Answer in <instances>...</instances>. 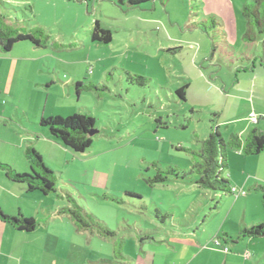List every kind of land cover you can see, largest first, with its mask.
<instances>
[{
	"label": "rangeland",
	"instance_id": "obj_1",
	"mask_svg": "<svg viewBox=\"0 0 264 264\" xmlns=\"http://www.w3.org/2000/svg\"><path fill=\"white\" fill-rule=\"evenodd\" d=\"M248 3L250 0H152L127 9L114 0H0V13L13 26L42 29L49 44H57L56 51L44 50L53 52L50 58L55 72L45 63L42 72L31 78L41 88L33 91L30 85V93L19 100V108L29 105L28 125L38 127L37 119L43 114L45 118L50 113L66 118L88 113L97 131L84 153L59 145L48 168L56 175V192L28 193L26 218L36 220L32 215H41V211L48 215L56 207L57 211L65 208L66 199L57 198L64 192L121 237L130 227L135 231L137 223L148 229L153 205L159 210L188 211L187 221L201 208L206 213L216 208L225 212L238 199L233 212L241 217L244 208L239 201L245 196L202 190L193 172L185 180L164 186H151L148 181L155 176L154 162L162 169L189 172L194 160L186 150H198L214 124L224 141L237 135L247 124L249 97L264 96V35L251 30V39L245 38L248 28L242 8ZM94 21L112 33L110 44L91 42ZM123 71L149 81L142 87L129 85ZM57 73L62 82L73 76L80 77L78 82L101 79L112 93L83 91L91 95L79 98L74 92L67 100L60 87L50 84V76L57 79ZM185 84L188 88L182 102L175 91ZM18 124L11 123L12 128L18 130ZM41 129L49 135L46 128ZM251 160L244 170L236 160L238 179L256 171L257 162ZM224 175L227 177V170ZM255 185L251 191L242 190L255 193ZM258 203L264 208L261 199Z\"/></svg>",
	"mask_w": 264,
	"mask_h": 264
},
{
	"label": "crops",
	"instance_id": "obj_2",
	"mask_svg": "<svg viewBox=\"0 0 264 264\" xmlns=\"http://www.w3.org/2000/svg\"><path fill=\"white\" fill-rule=\"evenodd\" d=\"M246 27L248 28L247 25ZM49 48L56 51L57 44L53 42L45 48H39L28 42H20L15 44L8 54L0 51V163L9 166L17 174L30 172V163L25 154L28 148H33L39 153L47 168H50L49 164H52L50 162L55 158V151L60 149L59 142L42 132L43 127L39 122L46 117L45 114L37 119L39 126L36 124L33 129L27 122L29 105H22L24 109L18 107L19 100L30 93V85L33 91L41 88V85L36 86L31 79L34 73H41L45 63L55 72L56 67H52L50 58H53V52L44 51ZM102 67L105 71L109 70L104 65ZM253 67L254 61L252 69ZM92 71L94 66L90 69V72ZM243 72L245 73L246 69ZM50 77L52 87H60L64 98L70 100L75 92L74 83L78 82L80 77L73 76L65 82L59 79V75L57 79ZM92 79L83 78L106 86L108 94L112 93L107 83L101 79ZM86 95L91 94L81 93L79 98ZM248 110L244 120L247 124L237 133L241 138L251 127L264 134V120H260L264 117V96L249 97ZM251 114L257 116L256 124L251 123ZM54 115L61 114L50 113L47 116ZM19 117L25 119L18 122ZM11 123H19L18 130L13 129ZM231 151V154L227 155V177L222 174L230 186L237 189L247 187L248 190L252 188L253 183L255 186H264V152L246 156L241 151ZM236 160L244 165L243 170L250 160L255 161V164L257 162L256 171L250 177L238 179L234 171ZM241 173L245 175L244 171ZM28 193L31 192L26 190L25 185L12 182L0 170V210L4 214L28 217L25 214ZM244 196V200L239 201L244 208L241 217H236L233 212L238 199L225 212L216 208L213 212L206 213L201 208L199 213L187 221L188 211L178 209L181 214L170 209L159 210L153 205V211H157L162 219L152 215L148 229L137 223L135 231L130 227L129 232L122 237L117 231L115 237L110 239L97 233L77 231L66 215L58 213V207L54 213L48 215H43L42 211L41 215H32L36 218L37 226L31 232L16 230L0 220V264H264V239H235L242 228L264 222V208H260L258 203L261 196L259 197L256 191ZM177 215L180 217H176ZM216 239L221 243L219 246L214 245ZM224 247L228 248L227 253L223 252ZM246 253L247 257L244 256Z\"/></svg>",
	"mask_w": 264,
	"mask_h": 264
},
{
	"label": "trees",
	"instance_id": "obj_3",
	"mask_svg": "<svg viewBox=\"0 0 264 264\" xmlns=\"http://www.w3.org/2000/svg\"><path fill=\"white\" fill-rule=\"evenodd\" d=\"M152 0H114L115 4L120 8L134 9L140 5L148 3ZM162 2V0H160ZM242 15L247 20L248 30L245 38H249L248 32L256 30L259 34L264 35V0H250L242 8ZM18 23V21H17ZM251 39V37H250ZM49 36L42 29L33 28L24 30L21 27L13 26L9 19L0 13V51L8 54L13 46L20 42H28L39 48H45L49 44ZM112 41V33L100 26L98 21H94L91 32V42L108 45ZM264 47V40H263ZM125 82L129 85L145 86V77L131 74L123 71ZM188 85L185 84L175 91L178 99L185 101L186 90ZM74 91L76 95H80L83 91L108 92L106 86L94 83L93 81L83 80L74 83ZM39 125L48 130L49 136L63 147L73 153H84L92 144L90 132L94 131V119L87 114H74L66 118L60 116H51L41 119ZM241 151L246 156H255L264 152V134L253 129L243 140L239 135H232L228 141H224L219 133L218 125L211 127L208 137L201 142L198 150L187 149L186 151L192 156L194 165L189 172H180L173 167L162 169L156 162L152 163L155 176L149 179L151 186L165 185L170 181L185 180L190 172L197 175L196 185L205 191H212L221 194H231V186L228 180L223 177V173L227 170V151ZM30 163V172L25 174L15 173L9 166L0 163V170L5 176L14 183L23 184L28 192H39L42 195L55 193L56 175L52 173L45 165L39 153L28 148L25 152ZM261 196V203L264 207V186H255ZM63 195H57V198L66 199L68 205L58 210L61 215H66L73 222L77 231H87L97 233L104 238H113L116 231L109 229L102 221L95 218L84 208L80 207L76 201L64 192ZM246 195V194H245ZM136 197V196H135ZM139 200V197H136ZM216 208V207H215ZM214 208V209H215ZM158 219H162L157 211L153 212ZM0 220L10 224L19 231L31 232L37 226L34 218H26L18 214L9 216L0 210ZM245 238L264 239V222H258L250 227L242 228L236 240ZM119 246V250H120Z\"/></svg>",
	"mask_w": 264,
	"mask_h": 264
},
{
	"label": "built area",
	"instance_id": "obj_4",
	"mask_svg": "<svg viewBox=\"0 0 264 264\" xmlns=\"http://www.w3.org/2000/svg\"><path fill=\"white\" fill-rule=\"evenodd\" d=\"M257 116L254 115V114H251L250 115V121L251 123L253 124H256L257 123ZM232 195L235 197V198H238L239 196H244L245 195V192L242 190V189H237V188H234V187H231L230 189ZM221 243L218 239L214 240V245L216 246H219ZM223 252L227 253L228 252V248L227 247H224L223 248ZM245 257H247V253L244 255Z\"/></svg>",
	"mask_w": 264,
	"mask_h": 264
},
{
	"label": "water",
	"instance_id": "obj_5",
	"mask_svg": "<svg viewBox=\"0 0 264 264\" xmlns=\"http://www.w3.org/2000/svg\"><path fill=\"white\" fill-rule=\"evenodd\" d=\"M95 133H97V131H96V130H94V131L90 132V136H92V135H93V134H95Z\"/></svg>",
	"mask_w": 264,
	"mask_h": 264
}]
</instances>
